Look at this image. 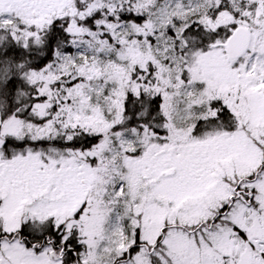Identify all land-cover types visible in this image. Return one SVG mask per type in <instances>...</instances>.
<instances>
[{"label":"snow or ice","instance_id":"1","mask_svg":"<svg viewBox=\"0 0 264 264\" xmlns=\"http://www.w3.org/2000/svg\"><path fill=\"white\" fill-rule=\"evenodd\" d=\"M0 264H264V0H0Z\"/></svg>","mask_w":264,"mask_h":264}]
</instances>
